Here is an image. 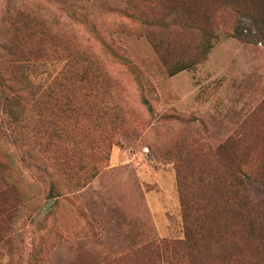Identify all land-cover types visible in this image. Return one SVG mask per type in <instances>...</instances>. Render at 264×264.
I'll use <instances>...</instances> for the list:
<instances>
[{"label": "rangeland", "instance_id": "1", "mask_svg": "<svg viewBox=\"0 0 264 264\" xmlns=\"http://www.w3.org/2000/svg\"><path fill=\"white\" fill-rule=\"evenodd\" d=\"M109 1L110 12L96 0L91 26L69 21L97 65L91 97L72 113L60 116L63 104L44 98L7 101L0 88V264H187L182 246L174 259L163 247L184 239L181 196L195 217L206 204L234 208L224 175L239 168L259 177L248 199L264 205V45L235 32L239 21L252 38L251 18L230 0L163 1L172 16L154 33L170 63L191 57L203 21L215 41L201 62L170 76L145 24L155 0ZM186 7L208 19L191 13L186 27ZM34 9L67 22L52 0H0V24ZM60 67L19 73L37 96ZM237 242L241 263L264 264V242L232 233L212 246L229 253Z\"/></svg>", "mask_w": 264, "mask_h": 264}, {"label": "trees", "instance_id": "2", "mask_svg": "<svg viewBox=\"0 0 264 264\" xmlns=\"http://www.w3.org/2000/svg\"><path fill=\"white\" fill-rule=\"evenodd\" d=\"M60 5L65 14L67 22L57 17L48 19L39 9L19 10L9 13L0 24V88L6 100L17 101L18 103L30 102L40 105V99H48L55 102V106L63 104L64 111L60 116H67L75 110L79 98L91 97V89L95 82L97 65L94 56L89 49H83L81 53L76 38L73 35L75 23H87L93 25L94 3L96 0H52ZM102 8L113 11L109 0H99ZM156 2V7L151 9L146 17V25L149 28L148 38L150 43L166 67L170 76L189 69L201 62L212 49L214 35L208 31L201 21L208 16L201 12L191 11L189 8L182 9V22L190 27L189 20L191 13H194L196 22H202L196 26L201 30V40L195 48L191 57L185 61L170 63L169 47L161 39L160 34L154 30L165 29L169 26V18L172 16L173 7L162 3L165 0ZM114 1H112L113 3ZM251 4V5H250ZM230 6L239 15H247L251 18L256 28L252 38L244 36L239 30V21L236 26V35L245 42H261L264 45V0H230ZM158 7V8H157ZM157 8V9H156ZM119 12H123L120 9ZM241 23V21H240ZM70 28L68 33L66 26ZM243 36V37H242ZM216 37V36H215ZM217 38V37H216ZM107 42H103L106 47ZM112 52V50L109 49ZM59 63V71L47 81L45 88L40 95L32 93V89L23 81L20 70L26 64ZM42 111V110H39ZM224 175V187L228 188L233 199L234 208L225 209L224 202L202 207L203 214L195 217L190 213V201L181 196L182 216L185 222L184 239L182 241L163 244L164 249L173 251L172 258H175L176 249L182 246L184 253H178L187 264H251L241 263L237 259L240 242L233 244V252H227L226 248L216 247L213 244L223 245L226 236L231 237L235 233L239 238L247 242L256 243L261 247L264 242V219L260 218L264 205L255 206L249 199V185L260 182L253 172L238 169L234 172H226ZM264 184V182H261ZM226 202V201H225ZM255 207V208H254ZM222 229H225L222 231ZM162 247V248H163ZM239 262V263H238ZM108 264H116L109 261Z\"/></svg>", "mask_w": 264, "mask_h": 264}]
</instances>
